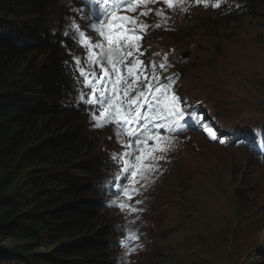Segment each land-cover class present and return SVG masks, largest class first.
Listing matches in <instances>:
<instances>
[{"label": "trees", "instance_id": "16d2710c", "mask_svg": "<svg viewBox=\"0 0 264 264\" xmlns=\"http://www.w3.org/2000/svg\"><path fill=\"white\" fill-rule=\"evenodd\" d=\"M211 11L215 16L199 25L171 24L168 36L187 43L201 32L216 42L230 23L249 18L264 26V0H224ZM73 14L90 23L79 0H0V264L116 261L122 230L108 216L102 183L92 179L105 160L78 102L81 78L73 65L87 53L71 27ZM245 212L242 206L236 214ZM10 238L56 248L23 256L2 244Z\"/></svg>", "mask_w": 264, "mask_h": 264}, {"label": "rangeland", "instance_id": "374dc122", "mask_svg": "<svg viewBox=\"0 0 264 264\" xmlns=\"http://www.w3.org/2000/svg\"><path fill=\"white\" fill-rule=\"evenodd\" d=\"M186 6L185 12L165 9L162 0L148 5L164 10L165 17L177 25H199L206 16H215L209 7L191 2ZM74 18L85 24L79 17ZM142 20L154 25L162 24L164 19L152 14ZM159 29L152 27L145 36L147 52L152 57L156 53L161 56L168 53V59L181 64L180 71L172 66L166 75L180 74L173 86L176 94L200 96L202 102L213 105L220 116L239 127L264 125V26L260 22L245 18L230 23L221 28L216 42L204 40L198 32L188 41L190 48L178 47L165 30ZM94 36L95 33L92 39ZM184 51H189V56L181 59ZM189 103L188 114L204 113L200 105ZM206 119L211 124L212 119L205 118L204 114L203 121ZM88 127L94 136L96 153L113 156L125 151L112 125L98 129L91 122ZM241 132L244 145L255 151L252 142L256 139L247 131ZM197 133L199 136L195 133L173 135L175 147L167 154V160L160 162L162 172L157 174L155 182L140 188L132 200L121 197L138 209L137 212L112 210L108 213L112 222L121 220L128 229L138 232L143 226L149 229L136 243L142 247L128 255L125 264H264V260H258L264 255V165L231 144L217 146V142L207 141L203 130ZM242 206L249 214L245 212L240 218L236 211ZM13 242L10 238L2 244L15 248L23 256L27 251L39 256L56 248L50 245L47 249L43 246L45 242L37 240L27 241L28 244ZM257 250L261 254H256Z\"/></svg>", "mask_w": 264, "mask_h": 264}, {"label": "snow or ice", "instance_id": "6c2138e0", "mask_svg": "<svg viewBox=\"0 0 264 264\" xmlns=\"http://www.w3.org/2000/svg\"><path fill=\"white\" fill-rule=\"evenodd\" d=\"M84 0H82V3ZM89 5H95L97 11L95 19L90 20L89 27L96 34L91 39L81 27L73 23L71 27L79 37L78 44L87 53L86 62L89 67L95 65L100 69L86 71L81 66L82 61L75 59L74 67L81 78L78 102L93 106L91 121L95 128H104L110 124L116 125L115 136L125 151L113 154L114 161L121 164L120 175L128 181L125 186L121 183L117 199L110 206L117 207L122 212L134 213V208L127 200H132L139 194L140 188H146L155 182L157 174L162 172L161 161L167 160V154L175 147L174 136H162L160 128L169 133L182 132L185 110L181 98L176 94L173 85L179 79V73L168 77V83L160 85L154 83L160 77L155 69H167L168 53H164L160 63L153 68L152 80L145 75V63L141 43L148 31L154 27L161 28L160 23L149 25L142 20L154 14L166 19L164 10L148 7L161 0H86ZM191 2L196 6L205 8L211 6L218 9L224 0H162L167 10L187 11V4ZM124 13H136L127 15ZM91 16L92 13H89ZM156 55H161L156 53ZM123 69V71H122ZM126 73V74H125ZM146 106L149 111L142 112ZM196 118V114H191ZM136 127L133 128L132 126ZM210 138L218 139L217 130L208 127L205 129ZM127 137V141L121 137ZM149 141L152 143L149 144ZM220 143H225L223 139ZM120 179V176L117 177ZM120 195L126 201L120 199ZM140 203V201H137ZM130 224L134 221H129ZM123 231V229L121 228ZM139 240L137 231L129 228L124 233L120 246L125 249L119 264H125V258L137 251L142 245L135 242Z\"/></svg>", "mask_w": 264, "mask_h": 264}, {"label": "bare ground", "instance_id": "6f19581e", "mask_svg": "<svg viewBox=\"0 0 264 264\" xmlns=\"http://www.w3.org/2000/svg\"><path fill=\"white\" fill-rule=\"evenodd\" d=\"M162 75H163V77H169V76H166L167 72H163Z\"/></svg>", "mask_w": 264, "mask_h": 264}, {"label": "clouds", "instance_id": "9594fccd", "mask_svg": "<svg viewBox=\"0 0 264 264\" xmlns=\"http://www.w3.org/2000/svg\"><path fill=\"white\" fill-rule=\"evenodd\" d=\"M115 259H117V258H115ZM117 263V260L115 261V264Z\"/></svg>", "mask_w": 264, "mask_h": 264}]
</instances>
